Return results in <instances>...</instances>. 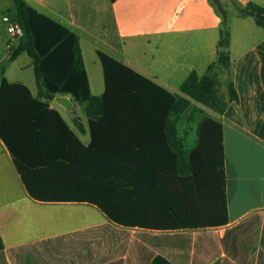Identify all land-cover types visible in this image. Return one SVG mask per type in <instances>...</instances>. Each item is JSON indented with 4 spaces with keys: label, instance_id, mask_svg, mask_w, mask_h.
Here are the masks:
<instances>
[{
    "label": "crops",
    "instance_id": "obj_1",
    "mask_svg": "<svg viewBox=\"0 0 264 264\" xmlns=\"http://www.w3.org/2000/svg\"><path fill=\"white\" fill-rule=\"evenodd\" d=\"M24 1L78 37L90 91L95 97L106 92L99 52L176 97L183 96L181 86L192 72L202 77L209 67L218 64L223 17L211 0ZM233 2L241 9L250 3L264 7V0ZM14 6L13 0H0V88L7 80L26 86L36 96L32 60L16 65L26 54L15 61L8 56L19 43L9 34L4 20L15 21ZM231 15L233 20H247V15L239 12ZM228 30L230 67L235 71L233 83L239 97L238 102L229 100L219 121L223 128L228 223L215 227L176 226L171 230L153 228L165 221L170 208L177 210V197L183 191V177L176 170L177 150L171 143L178 142L184 151L197 146L186 147L180 126L183 115L173 137L167 125L113 128L114 134L99 140L91 155L77 147H67L65 140L44 141L41 149L33 142L26 143L22 150L26 179L36 198L0 139V237L4 245L0 264H149L151 252L172 264H264V38L254 30L259 42L233 59V32L229 27ZM7 66L19 69L14 71L13 80ZM29 70L32 78L24 75ZM58 97L62 96L49 102L50 107L59 112L84 147L91 146L85 106L81 105L80 113L72 96H66L71 109L59 103ZM133 141L149 148L161 147V154L143 157L142 161L174 164V172L134 171L129 166L133 156L128 151L120 157L117 153L122 145L132 147ZM102 147L112 149L113 155L103 154ZM70 162L83 169L78 179L66 178V164ZM54 170L56 175L51 173ZM140 178L162 182L152 189L149 182L136 184ZM76 185L83 195L102 203L119 221L90 202L58 201V197L70 193L66 189ZM179 233L188 236L189 252L167 246V239H156ZM156 242L165 246L156 247ZM169 242L175 243L173 239Z\"/></svg>",
    "mask_w": 264,
    "mask_h": 264
},
{
    "label": "trees",
    "instance_id": "obj_2",
    "mask_svg": "<svg viewBox=\"0 0 264 264\" xmlns=\"http://www.w3.org/2000/svg\"><path fill=\"white\" fill-rule=\"evenodd\" d=\"M13 3L16 8L15 21L22 28L23 35L12 51L10 61H15L23 54L32 60L38 93L34 96L24 85L3 81L0 88V139L9 150L19 174L34 198L36 196L26 179L27 167L22 155L26 143L33 142L41 149L44 141L65 140L67 147L71 149L77 147L91 155L97 150L99 140L114 134L113 128L167 125L168 133L172 137L175 136V126L181 116L189 111L192 102H197L218 114L225 111L226 102L218 93L217 81L209 74L212 67H209L208 73L202 77L192 72L181 86L183 96L176 97L101 52L98 55L105 72L106 92L102 97L93 96L78 37L64 26L34 10L24 0H13ZM211 3L223 17L219 43L222 50L218 56V64L228 70L230 32L227 27V16L221 0H211ZM242 10L238 8L239 14L246 15ZM245 10L250 12L256 24L264 31V7L250 3ZM228 93L230 101L238 102L239 97L233 81L228 84ZM67 95L72 96L76 103L85 106L84 111L89 120L92 136V144L87 148L68 127L59 112L49 105L57 96ZM177 145L175 142L171 143L172 148L177 150L179 160L176 170L183 177L181 180L183 191L180 197H177L179 207L177 210L170 208L165 213V221L154 225L153 228L171 230L176 226L187 228L193 225L201 227L226 225L228 209L222 124L212 118L205 119L199 124L198 142L193 150L184 151ZM131 146L126 149L127 147L122 145L117 149V153L120 157L128 151L133 156V162L129 166L134 171L174 172V164H147L142 161L143 157L161 154L163 152L161 147L149 148L137 141H133ZM101 150L103 154L113 155L109 147H102ZM82 172L83 169L78 163L66 164V178L78 179ZM51 173L56 175L55 170ZM143 182H149L153 189L154 184L162 181L155 179L143 181L141 178L135 180L136 184ZM66 190H70V193L66 194V197H58V201L90 202L103 210L112 220L119 221L102 203H95L93 198L83 195L78 185ZM156 239H167V246H177L185 252L190 250L189 238L183 233L173 236L162 235ZM170 239L175 243H170ZM153 245L165 246L157 242ZM3 249L0 237V251ZM149 264L172 262L151 252Z\"/></svg>",
    "mask_w": 264,
    "mask_h": 264
},
{
    "label": "rangeland",
    "instance_id": "obj_3",
    "mask_svg": "<svg viewBox=\"0 0 264 264\" xmlns=\"http://www.w3.org/2000/svg\"><path fill=\"white\" fill-rule=\"evenodd\" d=\"M223 5V9L227 16V25L233 32V47L234 51L232 54L233 59L237 58V55L241 53L245 49L251 48L254 44L259 42V38L257 35L252 33L254 30L259 32L262 38H264V31L261 27L256 25L255 18L252 15L244 16V19L247 20H233L232 15L233 13L238 12V7L232 0H221ZM15 7V6H14ZM244 21V22H243ZM247 21V22H246ZM249 24H245L248 23ZM12 54V49L9 50L8 56L10 57ZM31 61V59L27 55H23L16 65H23L25 62ZM12 67V66H11ZM7 66L9 72V78L11 80L14 79V71H18L19 69L11 68ZM209 74L217 81V90L219 95L224 98L226 102V108L229 105V93H228V84L230 81H233L235 76V71L232 70L230 67L228 70L223 68L221 65L217 64L216 66L212 67ZM24 75L29 78L33 77V73L29 70V72L24 73ZM236 111L238 106L234 105ZM82 106L77 104V109L80 113H82ZM212 118L217 121H222V114L216 113L214 110L209 109L203 105L198 104L197 102H193V106L183 114L180 126L181 132L183 135V139L185 141L187 149H192L196 146L197 139H198V126L200 122L205 119ZM234 120L238 122V114L235 113Z\"/></svg>",
    "mask_w": 264,
    "mask_h": 264
},
{
    "label": "built area",
    "instance_id": "obj_4",
    "mask_svg": "<svg viewBox=\"0 0 264 264\" xmlns=\"http://www.w3.org/2000/svg\"><path fill=\"white\" fill-rule=\"evenodd\" d=\"M4 20L8 24L9 34L15 39H20L23 35V31H22V28L20 27V25L16 21H13L9 18H5Z\"/></svg>",
    "mask_w": 264,
    "mask_h": 264
},
{
    "label": "water",
    "instance_id": "obj_5",
    "mask_svg": "<svg viewBox=\"0 0 264 264\" xmlns=\"http://www.w3.org/2000/svg\"><path fill=\"white\" fill-rule=\"evenodd\" d=\"M242 13L246 14V15H250V12L245 10V9L242 10ZM57 100L59 103H61L66 108H68V109L72 108V104H70V102L67 100L66 96L58 97Z\"/></svg>",
    "mask_w": 264,
    "mask_h": 264
}]
</instances>
